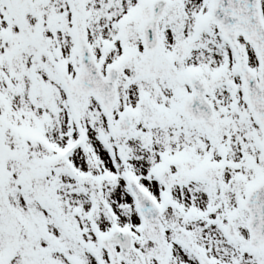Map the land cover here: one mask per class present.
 I'll list each match as a JSON object with an SVG mask.
<instances>
[{
    "label": "snow or ice",
    "instance_id": "snow-or-ice-1",
    "mask_svg": "<svg viewBox=\"0 0 264 264\" xmlns=\"http://www.w3.org/2000/svg\"><path fill=\"white\" fill-rule=\"evenodd\" d=\"M0 264H264V0H0Z\"/></svg>",
    "mask_w": 264,
    "mask_h": 264
}]
</instances>
